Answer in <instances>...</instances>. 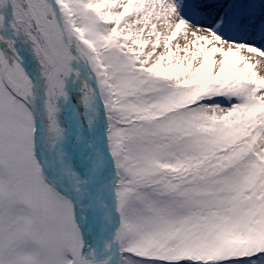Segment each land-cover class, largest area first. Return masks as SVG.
<instances>
[{"label": "snow or ice", "instance_id": "snow-or-ice-1", "mask_svg": "<svg viewBox=\"0 0 264 264\" xmlns=\"http://www.w3.org/2000/svg\"><path fill=\"white\" fill-rule=\"evenodd\" d=\"M0 264H264V0H0Z\"/></svg>", "mask_w": 264, "mask_h": 264}, {"label": "bare ground", "instance_id": "bare-ground-1", "mask_svg": "<svg viewBox=\"0 0 264 264\" xmlns=\"http://www.w3.org/2000/svg\"><path fill=\"white\" fill-rule=\"evenodd\" d=\"M181 43H184V41L181 39V41H180Z\"/></svg>", "mask_w": 264, "mask_h": 264}, {"label": "rangeland", "instance_id": "rangeland-1", "mask_svg": "<svg viewBox=\"0 0 264 264\" xmlns=\"http://www.w3.org/2000/svg\"><path fill=\"white\" fill-rule=\"evenodd\" d=\"M23 54V53H22Z\"/></svg>", "mask_w": 264, "mask_h": 264}]
</instances>
